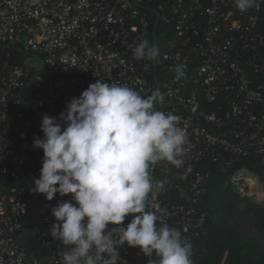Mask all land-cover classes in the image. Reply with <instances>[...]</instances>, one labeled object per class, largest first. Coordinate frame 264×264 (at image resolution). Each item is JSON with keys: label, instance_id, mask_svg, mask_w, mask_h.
<instances>
[{"label": "built area", "instance_id": "obj_1", "mask_svg": "<svg viewBox=\"0 0 264 264\" xmlns=\"http://www.w3.org/2000/svg\"><path fill=\"white\" fill-rule=\"evenodd\" d=\"M141 39L156 40V60L133 57ZM98 79L141 96L159 88L157 110L179 117L184 165L150 166L154 186L166 183L146 210L157 228L178 229L200 264L209 229L202 202L218 176L225 192L264 202V0L243 12L235 0H0V264H62L68 250L50 234L51 209L73 194L49 201L32 191L43 161L34 139L44 134L22 100L59 119ZM206 160L213 166L204 169ZM118 250L126 264L159 259L127 242Z\"/></svg>", "mask_w": 264, "mask_h": 264}, {"label": "clouds", "instance_id": "obj_2", "mask_svg": "<svg viewBox=\"0 0 264 264\" xmlns=\"http://www.w3.org/2000/svg\"><path fill=\"white\" fill-rule=\"evenodd\" d=\"M235 4L243 12L256 0ZM132 54L151 62L161 53L158 45L141 39ZM174 72L177 80L186 75L182 64ZM163 99L159 88L141 96L127 85L98 79L67 103L59 119L42 117L44 135L34 139V147L43 149V161L32 191L49 201L57 193L73 194L51 209L50 234L68 246L62 264H126L118 250L125 242L149 257L155 253L159 259L152 264H192V246L181 232L166 224L157 228L156 215L146 210L149 193L166 183L154 186L150 166L184 165L186 134L178 116L157 110Z\"/></svg>", "mask_w": 264, "mask_h": 264}, {"label": "trees", "instance_id": "obj_3", "mask_svg": "<svg viewBox=\"0 0 264 264\" xmlns=\"http://www.w3.org/2000/svg\"><path fill=\"white\" fill-rule=\"evenodd\" d=\"M41 111L50 116L44 109ZM28 115L35 116L31 111ZM40 125L41 121L38 120L36 130L41 132ZM202 166L207 169L213 164L206 160ZM258 173L260 180L264 182V171ZM222 182L223 175L218 176L211 183L208 195L202 202L209 211V229L206 251L200 264H264V251L260 249L258 242L264 240V202L239 197L229 190L225 192L221 189ZM14 183L13 180L9 181V184ZM175 200L179 199L175 197ZM239 203L243 205L241 210L237 209ZM240 218H244L248 227L255 232V240L246 239L239 233Z\"/></svg>", "mask_w": 264, "mask_h": 264}, {"label": "rangeland", "instance_id": "obj_4", "mask_svg": "<svg viewBox=\"0 0 264 264\" xmlns=\"http://www.w3.org/2000/svg\"><path fill=\"white\" fill-rule=\"evenodd\" d=\"M243 208V205L241 203H239L237 205V209L241 210ZM235 214H237V212H235ZM239 233L246 239L249 240H255V232L253 230H251L248 227V223L245 221L244 218H240V224H239ZM259 242V247L262 251H264V240L258 241Z\"/></svg>", "mask_w": 264, "mask_h": 264}, {"label": "water", "instance_id": "obj_5", "mask_svg": "<svg viewBox=\"0 0 264 264\" xmlns=\"http://www.w3.org/2000/svg\"><path fill=\"white\" fill-rule=\"evenodd\" d=\"M154 44H156V40H154ZM42 67V62L40 59H38V67H37V70H39L40 68ZM32 82V79H30V81L26 84L25 88H28L30 86ZM20 97H22V94L20 93L19 94ZM23 101V105L28 109V110H31L35 115L36 117L42 121V117L45 115L39 108H36V107H33L31 106L28 102H26L25 100H22ZM257 202H261V200H258Z\"/></svg>", "mask_w": 264, "mask_h": 264}]
</instances>
